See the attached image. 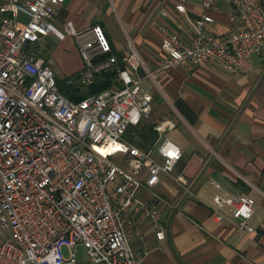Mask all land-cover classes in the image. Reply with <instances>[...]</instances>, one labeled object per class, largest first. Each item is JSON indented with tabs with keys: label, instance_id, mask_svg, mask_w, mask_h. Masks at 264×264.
I'll return each instance as SVG.
<instances>
[{
	"label": "built area",
	"instance_id": "2783aa9c",
	"mask_svg": "<svg viewBox=\"0 0 264 264\" xmlns=\"http://www.w3.org/2000/svg\"><path fill=\"white\" fill-rule=\"evenodd\" d=\"M64 1L0 0V264H140L127 239L132 208L142 207L158 239L165 230L156 204L144 205L135 192L152 193L182 156L166 135L175 126L170 118L156 122L157 138L147 149L125 139L131 125L152 115L145 82L156 84L163 70L179 64L238 71L246 58L264 53V0H225L234 12L222 35L211 29L213 0H202L204 11L195 18L176 4L191 37L163 28L165 58L153 68L132 42L119 56L99 23L56 28L53 14ZM68 35L83 67L66 83L90 86L98 74L112 73L117 84L78 101L62 94L50 58L35 48L44 37ZM213 202L218 219L228 207L239 229L254 231L252 196L216 194Z\"/></svg>",
	"mask_w": 264,
	"mask_h": 264
},
{
	"label": "crops",
	"instance_id": "0c3cea01",
	"mask_svg": "<svg viewBox=\"0 0 264 264\" xmlns=\"http://www.w3.org/2000/svg\"><path fill=\"white\" fill-rule=\"evenodd\" d=\"M213 2L208 11L214 18L211 29L222 35L232 26L234 8L225 0ZM178 3L191 18L204 11L202 0H65L56 6L53 24L62 29L71 21L84 29L99 23L119 56L132 42L145 65L153 68L165 58L163 28L185 41L191 37L186 16L175 9ZM62 42L75 58L73 69L64 75L52 63ZM40 48L49 51L50 65L61 79L83 67L71 35L44 37ZM145 84L153 94L156 120H174L166 135L182 156L169 174H161L152 193L143 187L135 192L139 202L156 204L165 230V237L158 239L142 207L132 208L127 239L140 264H264V53L246 58L236 72L215 63L179 64L163 70L156 84ZM216 194L252 196L254 231L239 229L228 207L220 209L223 218L218 219L212 211Z\"/></svg>",
	"mask_w": 264,
	"mask_h": 264
},
{
	"label": "trees",
	"instance_id": "16d2710c",
	"mask_svg": "<svg viewBox=\"0 0 264 264\" xmlns=\"http://www.w3.org/2000/svg\"><path fill=\"white\" fill-rule=\"evenodd\" d=\"M57 84L62 94L72 100L78 101L87 95L97 94L102 90L106 89L107 87H110L111 85L117 83L114 74L100 73L96 76L94 83L88 86L86 90L82 89L83 86L78 84L69 85V87L62 86L59 79H57ZM140 123L136 125L135 128L129 127L124 137L125 139H128L129 142L134 143L138 147L147 149L155 142L157 138V131L154 128L156 122L144 125H141ZM144 133H147L145 137L141 135ZM127 135L130 137L127 138ZM136 135L139 137L140 140H135Z\"/></svg>",
	"mask_w": 264,
	"mask_h": 264
},
{
	"label": "rangeland",
	"instance_id": "374dc122",
	"mask_svg": "<svg viewBox=\"0 0 264 264\" xmlns=\"http://www.w3.org/2000/svg\"><path fill=\"white\" fill-rule=\"evenodd\" d=\"M59 44V43H58ZM60 51V53H59ZM35 52L40 55V56H48L49 54V51L46 50V49H39L37 50V46L35 48ZM53 59H52V63H53V67L54 68H57L58 70H60V73L61 74H65V72L67 73V70H70V69H73V66L75 64V58H74V53H73V50L70 49V47L66 46L64 44V42L60 43L59 45H57V47H55V52L53 54ZM64 68V69H63ZM53 69V68H52ZM54 70V69H53ZM65 71V72H64ZM55 72V71H54ZM56 73V72H55ZM57 75V73H56ZM58 78L60 79V82H61V85L62 86H68L69 85H75V84H67L66 81L67 80H64V79H61V75H57ZM74 76V75H72ZM57 78V79H58ZM86 88H88V86H83L82 89L86 90ZM156 114H152L149 118H146L144 120H142V122L140 123L141 125H144V124H148V123H155L157 120H156ZM131 128H135L136 125H131L130 126ZM147 133H144V134H141L143 137H145ZM130 136L127 135V138H129ZM128 141V139H126ZM135 140H140L139 137L136 135L135 136ZM134 144V143H133ZM84 256V253L82 250H80L78 252V257L79 258H83Z\"/></svg>",
	"mask_w": 264,
	"mask_h": 264
},
{
	"label": "bare ground",
	"instance_id": "6f19581e",
	"mask_svg": "<svg viewBox=\"0 0 264 264\" xmlns=\"http://www.w3.org/2000/svg\"><path fill=\"white\" fill-rule=\"evenodd\" d=\"M117 146H118V144L111 145L106 149H102V152L107 153L108 151H111L112 149L117 148Z\"/></svg>",
	"mask_w": 264,
	"mask_h": 264
}]
</instances>
